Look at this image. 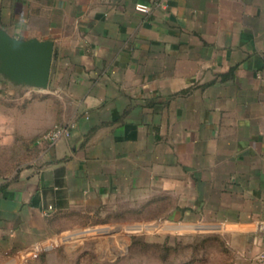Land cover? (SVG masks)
Listing matches in <instances>:
<instances>
[{
	"label": "crops",
	"instance_id": "0c3cea01",
	"mask_svg": "<svg viewBox=\"0 0 264 264\" xmlns=\"http://www.w3.org/2000/svg\"><path fill=\"white\" fill-rule=\"evenodd\" d=\"M0 25L54 40L47 89L0 77L28 90L30 137L75 124L0 173V264L169 193L223 225L224 264H264V0H0Z\"/></svg>",
	"mask_w": 264,
	"mask_h": 264
},
{
	"label": "rangeland",
	"instance_id": "374dc122",
	"mask_svg": "<svg viewBox=\"0 0 264 264\" xmlns=\"http://www.w3.org/2000/svg\"><path fill=\"white\" fill-rule=\"evenodd\" d=\"M27 91L21 88L0 96V173L4 175H10L14 162L28 151L34 152L26 144L35 140L27 121ZM52 105L56 109L58 102L53 99ZM59 124L63 123H53L48 130ZM164 195L162 200L152 198L145 205L138 198L117 201L116 207H107L98 218H92L97 222L71 225L37 241V256L23 251L13 258V264H224L229 257L223 225L205 223L207 216L202 210L185 219L188 209L174 207L173 196ZM200 225L216 228H196Z\"/></svg>",
	"mask_w": 264,
	"mask_h": 264
},
{
	"label": "water",
	"instance_id": "95a60500",
	"mask_svg": "<svg viewBox=\"0 0 264 264\" xmlns=\"http://www.w3.org/2000/svg\"><path fill=\"white\" fill-rule=\"evenodd\" d=\"M54 57V40L11 35L0 25V77L13 86L47 89ZM166 228L180 227L166 225ZM189 227V226H188ZM216 228L214 225L196 228Z\"/></svg>",
	"mask_w": 264,
	"mask_h": 264
},
{
	"label": "built area",
	"instance_id": "2783aa9c",
	"mask_svg": "<svg viewBox=\"0 0 264 264\" xmlns=\"http://www.w3.org/2000/svg\"><path fill=\"white\" fill-rule=\"evenodd\" d=\"M136 9L143 11V12H149L150 6L146 3H136L135 5ZM75 128V124L73 122L69 123H63L59 125H55L50 130L43 133L37 140L38 143H55L59 139L64 137H69L73 134ZM40 247L35 246L34 248H31L27 252V256L35 257L38 254V250ZM38 251V252H37Z\"/></svg>",
	"mask_w": 264,
	"mask_h": 264
},
{
	"label": "trees",
	"instance_id": "16d2710c",
	"mask_svg": "<svg viewBox=\"0 0 264 264\" xmlns=\"http://www.w3.org/2000/svg\"><path fill=\"white\" fill-rule=\"evenodd\" d=\"M39 137H36L34 141H37ZM39 144V143H38Z\"/></svg>",
	"mask_w": 264,
	"mask_h": 264
}]
</instances>
